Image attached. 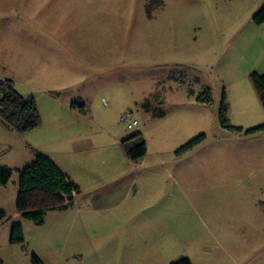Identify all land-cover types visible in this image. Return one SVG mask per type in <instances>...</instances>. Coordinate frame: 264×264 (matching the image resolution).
<instances>
[{"label": "rangeland", "instance_id": "obj_1", "mask_svg": "<svg viewBox=\"0 0 264 264\" xmlns=\"http://www.w3.org/2000/svg\"><path fill=\"white\" fill-rule=\"evenodd\" d=\"M263 4L0 0V80L13 81L41 116V125L25 134L0 121V167L12 172L8 185H0V211L8 216L0 223V261L32 264L31 245L39 239L28 226L24 244L10 243L19 171L40 150L72 146L68 133L89 136L76 124L69 131L72 122H84L67 109L77 102L106 123L105 132L122 138L141 132L147 143L132 199L137 204L100 213L109 222L100 234L111 249L113 223L126 216L130 226L146 219L149 233L154 226L162 235L173 233L177 242L167 248L176 247L175 262L264 264V132L247 134L264 125L252 81L264 74V24L254 22ZM209 95L212 103L204 104ZM142 102L165 117L153 119ZM125 113L139 123L134 130L121 122ZM197 138L203 140L183 150ZM93 141L99 162L104 150L124 153L102 133ZM61 154L58 162L67 163ZM157 216L161 223L151 224ZM149 242L159 246L157 239ZM101 264L117 262L104 257Z\"/></svg>", "mask_w": 264, "mask_h": 264}, {"label": "crops", "instance_id": "obj_2", "mask_svg": "<svg viewBox=\"0 0 264 264\" xmlns=\"http://www.w3.org/2000/svg\"><path fill=\"white\" fill-rule=\"evenodd\" d=\"M142 107L146 114L152 115L153 119L163 118L154 114L157 108L144 107L143 105ZM67 109L73 114L72 116L84 119V122H79V120L72 122L69 131H72L71 129L76 124L86 128L89 136L82 137L81 135L79 137V134L68 133L67 137L72 140V146L55 148L53 152L51 150H40L39 152L50 157L62 172L79 186L80 193L75 195L73 205L68 209L48 213L42 226H36L29 221L27 222L32 225H26L24 223L26 221L21 218L16 208L10 216L13 220L11 224L21 223L23 230L28 226L34 240L39 239L36 246L34 242L31 245L32 254H36L44 264H89L88 262L101 264L104 257L108 258L110 262H117V264L174 263L177 257L176 247H173L170 252L167 244H169L168 242H177L175 235L173 233L162 235L161 232H157L159 226L153 227L155 233H149L148 225L150 223L144 218L138 219L134 226H130L132 220L126 216H123V219L117 223H113L114 234H110L109 238L115 237L113 238L116 241L115 249L110 248L106 235L100 234L102 229H106L105 225L109 224L107 220L99 217L100 213L111 212L120 207L124 208L130 203L137 204V200L132 199L137 197L134 193L140 184L139 171L142 173L146 167L140 163L146 156L134 163L127 158L125 153L119 155L117 151L114 154L113 150L112 152L104 150L100 152L103 154L100 156L99 162V153H96L93 141L95 134L102 133L106 138L108 136L111 140L116 141L118 146H121L122 140L128 136L122 138L123 136L110 133L109 130L108 133L105 132L106 128L102 125L106 123L93 120L94 118L89 116L85 106H81V109L79 107L72 108V106ZM52 123L57 128L55 123ZM55 128L48 129L46 132H54ZM114 148L116 147L114 146ZM59 152L67 158V163L63 160L61 164L58 162L59 159L56 155ZM34 158L27 164L31 163ZM4 220H0V223ZM160 223L161 217L159 216L151 220V224L159 225ZM152 239H157L159 246L150 247L149 240ZM172 252L175 253L172 254ZM53 255L56 258H53Z\"/></svg>", "mask_w": 264, "mask_h": 264}, {"label": "trees", "instance_id": "obj_3", "mask_svg": "<svg viewBox=\"0 0 264 264\" xmlns=\"http://www.w3.org/2000/svg\"><path fill=\"white\" fill-rule=\"evenodd\" d=\"M254 22L258 25L264 24V4L255 15ZM252 81L264 108V74H254ZM211 98L209 95L204 104L212 103ZM81 106H78L76 102L72 108L81 109ZM143 106L151 107L149 102H145ZM155 115L164 117L165 113ZM0 121L7 129L21 134L33 131L41 125V116L36 102L33 99H25L16 90L11 80H0ZM228 128L241 132L233 127ZM263 132L264 125L247 134L255 135ZM202 140L197 138L191 141L183 147V150L193 149ZM121 146L131 162H139L147 155V143L141 132L122 140ZM11 178L12 172L6 167H0V185H8ZM18 189L17 212L24 221H29L36 226H42L45 223L48 213L71 207L75 195L80 193L79 186L64 174L50 157L42 153H37L34 160L19 171ZM5 218V213L0 211V220ZM10 243L12 245L25 243L21 223L12 225ZM31 263L44 264L36 254L31 255ZM0 264L4 263L0 261ZM172 264H191V262L188 259H181Z\"/></svg>", "mask_w": 264, "mask_h": 264}, {"label": "built area", "instance_id": "obj_4", "mask_svg": "<svg viewBox=\"0 0 264 264\" xmlns=\"http://www.w3.org/2000/svg\"><path fill=\"white\" fill-rule=\"evenodd\" d=\"M121 122L126 125L129 131L138 127L139 123L136 120L131 119V113H125L121 116Z\"/></svg>", "mask_w": 264, "mask_h": 264}]
</instances>
